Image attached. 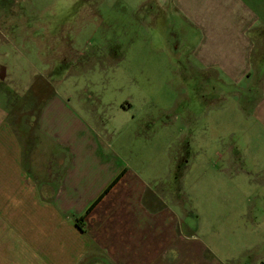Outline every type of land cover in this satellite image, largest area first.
<instances>
[{"label": "crops", "instance_id": "1", "mask_svg": "<svg viewBox=\"0 0 264 264\" xmlns=\"http://www.w3.org/2000/svg\"><path fill=\"white\" fill-rule=\"evenodd\" d=\"M155 20L187 30L188 64L206 79L246 87L264 136V0H145L143 28ZM52 87L22 99L0 90V264H264V162H244L204 240L197 211L170 203L92 107Z\"/></svg>", "mask_w": 264, "mask_h": 264}, {"label": "rangeland", "instance_id": "2", "mask_svg": "<svg viewBox=\"0 0 264 264\" xmlns=\"http://www.w3.org/2000/svg\"><path fill=\"white\" fill-rule=\"evenodd\" d=\"M144 8L145 0H0V90L48 97L53 84L92 107L113 144L129 146L136 170L164 183L170 203L180 196L197 211L206 240L223 197L241 187L230 182L249 170L244 162H264V136L246 87L206 79L188 64L187 30L156 29V20L143 28ZM41 56L58 73H46Z\"/></svg>", "mask_w": 264, "mask_h": 264}, {"label": "trees", "instance_id": "3", "mask_svg": "<svg viewBox=\"0 0 264 264\" xmlns=\"http://www.w3.org/2000/svg\"><path fill=\"white\" fill-rule=\"evenodd\" d=\"M118 179H119V178H118ZM118 179L114 182V184H116V182L118 181ZM114 184H113V185H114ZM107 193H108V192H107Z\"/></svg>", "mask_w": 264, "mask_h": 264}]
</instances>
